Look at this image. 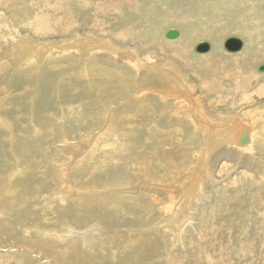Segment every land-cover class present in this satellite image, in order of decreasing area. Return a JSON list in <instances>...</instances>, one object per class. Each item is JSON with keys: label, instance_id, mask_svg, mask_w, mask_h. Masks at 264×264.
<instances>
[{"label": "rangeland", "instance_id": "rangeland-1", "mask_svg": "<svg viewBox=\"0 0 264 264\" xmlns=\"http://www.w3.org/2000/svg\"><path fill=\"white\" fill-rule=\"evenodd\" d=\"M93 1H67L76 16L71 19L67 11L64 17L74 18L80 27L66 36L58 28L61 14L50 18L44 9L48 2L55 5L59 0H0V17L10 24L0 26V207L14 210L11 217H4L12 218L14 231L0 238V264H52L55 252L64 251L67 243L46 249L40 245L37 229L60 234L73 229L77 238L89 241L78 254L93 264H209L206 259L210 257L215 260L212 264L222 263V257L227 264H258L260 259L264 264V120L244 117L242 112L257 108L264 112V97L244 102L240 93L247 91L239 92L238 84L224 74L233 70L238 55L243 57L238 65L244 77L264 63V0H133V6L124 4L118 14L96 16L95 6L105 1ZM38 14L46 15L42 21L52 24L42 34L52 35L41 37L33 32L31 23ZM239 16L244 17V25L237 20ZM256 17L259 21L253 25ZM97 21L101 24L96 32ZM130 26L139 39L116 42L111 31ZM172 29L181 34L168 40L166 33ZM74 36L94 43L100 40L101 45L110 40L117 55L101 51L83 57L75 53L78 42L63 46ZM229 37L244 42L240 52L224 50ZM182 38L186 40L183 47L168 45ZM203 41L211 44V50L195 53L194 47ZM133 52L140 60L152 57L158 71L166 70L178 79L179 90L169 89L170 75L152 74L149 66L136 71ZM128 53L131 59L127 60ZM216 53L227 63L225 71L211 62H200ZM208 63L215 73L212 78L207 77ZM101 67L116 72L118 79L107 80ZM202 77L209 79L207 85L221 84L227 90L208 93L202 88L206 86ZM246 86L243 83L240 89ZM184 108L195 111L181 113ZM110 118L114 123L107 130ZM238 118L246 119L241 123L250 124L254 131L255 153L247 145L237 150L224 144L241 132ZM96 137L99 142L107 139L93 148L86 139ZM61 169L72 172L71 184H66L67 173L58 176ZM121 196L135 203L114 208L112 202L99 201L104 197L118 201ZM81 199L84 204L91 201V206L79 209ZM172 202L177 207L172 221L179 219L167 232L164 225L170 217L165 218V211ZM188 209L192 218L187 219ZM180 212L183 215L177 216ZM25 229H31L33 236L25 237ZM95 234L102 242L95 240ZM111 235L118 242L110 244ZM133 237L147 240L126 248ZM70 259L77 258L72 255Z\"/></svg>", "mask_w": 264, "mask_h": 264}, {"label": "bare ground", "instance_id": "bare-ground-1", "mask_svg": "<svg viewBox=\"0 0 264 264\" xmlns=\"http://www.w3.org/2000/svg\"><path fill=\"white\" fill-rule=\"evenodd\" d=\"M58 1V0H57ZM60 2L59 3H55V5H51V4H49V2L45 5V7H44V9H45V11H46V13L50 16V18H52L54 15H53V13L55 14V13H57V14H61V19H62V21L61 22H58V25H59V27L58 28H60V29H62L63 31V33L67 36V35H69L72 31H74L75 30V27H80V24H78V22L76 21V20H74V18H73V20H69V17H64V13L65 14H67L68 12H69V14L71 15V19H72V17L75 15V13H72V8H70L69 6H71V5H68V3H67V1L68 0H59ZM105 2L103 3L102 2V4H100L98 7L97 6H95V9H96V11H95V16L96 15H102V14H108V13H112V12H115V13H120L121 11H122V6L125 4H127L129 7H131V6H133V5H131V3L133 2V0L131 1V0H104ZM119 1V2H118ZM258 0H256V2H257ZM94 1L92 0V3H93ZM243 2V1H242ZM242 2H241V4H242ZM67 4V6H65ZM86 5H89L87 2L85 3ZM256 4V3H255ZM137 5V4H136ZM243 5V4H242ZM263 5H264V2H263ZM5 6V5H4ZM35 7V6H34ZM38 7V6H37ZM2 8V7H1ZM36 8V7H35ZM3 9V8H2ZM138 9V8H137ZM35 10V9H34ZM1 11V10H0ZM68 11V12H67ZM36 12V11H35ZM67 12V13H66ZM113 14V13H112ZM239 14V13H238ZM35 15V14H34ZM17 15H13V18H15ZM57 16V15H56ZM76 16V15H75ZM2 19H1V17H0V26H10V24H8V22L6 21V19H4V16L2 15ZM46 17V15H44V14H38V15H36L35 16V18H34V23L32 22L31 24L33 25V32H35V34H39L41 37H48L47 35H52L51 34V32H50V34H42V32H44V31H47L48 32V30H49V26H52V24L51 25H49L48 24V22L47 23H45V22H43L42 21V19L43 18H45ZM116 17V16H115ZM19 17L17 16V19H18ZM27 18V17H26ZM90 18V17H89ZM111 18V17H110ZM142 18H143V16H142ZM141 18V19H142ZM144 18H146V17H144ZM16 19V18H15ZM16 19V20H17ZM56 19V18H55ZM256 19L257 20H255L254 22H253V25L255 24V23H257L259 20H258V17H256ZM238 21H240V25H244L243 24V21H244V17H241V16H239V19H237ZM28 22V21H27ZM50 22V21H49ZM53 23V22H52ZM104 23V22H103ZM110 23V22H109ZM140 23V22H139ZM14 24V23H13ZM30 24V25H31ZM100 24H101V22L100 21H97L96 22V27L97 28H95V31L97 32V30L99 29V27H100ZM251 24V23H250ZM249 24V25H250ZM54 25L55 26H58L57 25V23H54ZM85 25H87V24H85ZM92 25H93V23H92ZM21 27V26H20ZM26 27H28V26H26ZM106 27V26H105ZM252 27V26H251ZM14 28V27H13ZM55 28V27H54ZM5 29V28H4ZM19 29V28H18ZM130 29H131V26H130V28L129 29H127V30H124V31H121V32H112L111 31V35H113V38H114V40L117 42V41H123V42H126V41H131V42H134V41H136V39H139V34L138 33H135V35H132V33L130 32ZM9 30V29H8ZM7 31V30H6ZM16 31V30H15ZM15 31H14V33H13V35L15 34ZM38 31V32H37ZM41 31V33H39ZM53 31V30H52ZM256 31V30H255ZM1 32V31H0ZM12 32V31H11ZM19 32V31H18ZM54 32V31H53ZM61 32V33H62ZM252 32H253V29H251V32H247L246 31V33H245V37L246 38H249L250 36L249 35H251L252 34ZM55 33V32H54ZM59 33V32H58ZM94 33V32H93ZM101 33V32H100ZM4 34V33H3ZM12 34V33H11ZM33 34V33H32ZM181 34V33H180ZM12 35V36H13ZM259 35H262V34H259ZM15 36H18V35H15ZM54 36V35H53ZM61 36V35H60ZM102 36V35H101ZM20 37V36H19ZM104 37V36H103ZM6 38V37H5ZM26 38V37H25ZM6 40V39H5ZM181 41H177V42H179V43H176L175 41L174 42H172V43H170L168 40V42H169V44L168 45H171V48H173L174 46H175V48H178V47H183L184 46V42H186V40L184 39V38H182V39H180ZM20 41V40H19ZM18 41V42H19ZM66 41H69V42H66V43H63V46L64 45H66V44H69L70 42H78L79 44L77 45V46H75V49L76 50H78L77 52H75V53H79V54H81L83 57H85L87 54L89 55V54H93V56L95 55V54H98L99 52H108L109 53V51L110 52H113V54H114V57H116V55H117V52L118 51H115L114 49V46L110 43V40H107V42L105 43V44H103V45H101V43H100V40H99V42L98 43H94V42H92V40L90 39V38H88V39H84V38H81V37H77V36H74L73 38H71V39H67ZM105 41V40H104ZM166 41V40H165ZM164 41V42H165ZM9 42V41H8ZM33 42V41H32ZM35 42V41H34ZM206 42V41H205ZM20 43V42H19ZM21 43H23V42H21ZM20 43V44H21ZM58 43V42H57ZM209 43V42H208ZM31 44V43H30ZM23 45H24V43H23ZM28 45H29V43H28ZM27 45V46H28ZM34 45V44H33ZM40 45H42V43L40 44ZM71 45V44H70ZM101 45V46H100ZM211 45V44H210ZM25 46V45H24ZM23 46V47H24ZM43 46V45H42ZM52 46V45H51ZM54 46H55V43H54ZM113 46V47H112ZM38 47V46H37ZM45 47V46H44ZM111 47L112 48H114V49H111ZM118 47V46H117ZM42 48V47H41ZM21 50L20 48H18V47H16V50ZM26 48H24V50H25ZM27 49H28V47H27ZM33 49H34V47H33ZM44 50H46V48H43ZM50 49V48H49ZM184 49V48H183ZM15 50V51H16ZM42 50V49H41ZM44 50H42V51H40V52H43ZM188 50V49H187ZM14 51V52H15ZM47 51V50H46ZM48 51H50V50H48ZM126 52H128V51H126ZM130 52H131V50H130ZM160 52H162V53H164L162 50L160 51ZM21 53H22V51H21ZM39 53V52H38ZM38 53H37V55H38ZM46 53V52H45ZM132 53V52H131ZM176 53V52H175ZM238 53V52H237ZM16 54V53H15ZM15 54H13V55H15ZM50 54V53H49ZM234 54V53H233ZM20 55V54H19ZM18 55V56H19ZM63 55L64 54H62V58H63ZM133 55L135 56V59H136V61L134 60L133 62V66H134V69L136 70V71H139V70H144V69H147L148 68V66H149V69L148 70H150L151 72H152V74H157V75H165V76H167V75H170V77H168L167 79H168V81L170 82V86H169V89L172 91V92H175V91H178L179 90V88H180V85H181V83H179V81H178V79L176 80L174 77H173V75L172 74H168L167 73V71L166 70H163L162 69V71H158V69H157V65H156V62H155V60L152 58V57H150L149 59H147L146 60V57L145 58H141V60L138 58V56L133 52ZM263 56H264V54H262ZM16 56H17V54H16ZM24 56V55H23ZM39 56V55H38ZM42 56H44V57H46V55H40V57L42 58ZM126 56H127V60H128V58H129V56H130V53H128V55L126 54ZM173 57H175V56H177L176 54H174V55H172ZM28 57V56H27ZM31 57V56H30ZM58 57H60V56H58ZM91 57H92V55H91ZM17 58V57H16ZM21 58V57H20ZM26 58V57H25ZM37 58H39V57H37ZM243 57H242V55H238V56H236V57H234V59H233V64H234V68H233V70H226L225 71V69H226V67H227V63L226 62H224L223 60H221V59H219L218 58V54L216 53V54H213V55H208V56H204L203 58H202V60L200 61V62H211L212 64H216V65H218L219 67H220V70H223V71H225L224 72V74H225V77H227V78H229V76L230 77H232V79L234 80V82L236 83V85L238 84V88H239V92H241L242 90H244V91H247V94L246 93H240L243 97V100H244V102H246V103H248V101L249 102H252L253 101V96H258V97H264V77H259L258 76V74H260V73H258L257 72V70H254L253 72H249V74L248 75H246L245 77L243 76V72H242V68L243 67H239V63L241 62V61H243V59H242ZM29 59V58H28ZM66 59H68V58H65V60ZM129 59H131V57L129 58ZM134 59V58H133ZM36 60H38V59H36ZM39 60H41L40 58H39ZM38 60V63L40 62ZM42 60H43V58H42ZM85 60H87L86 58H84L83 59V61H85ZM94 60H95V58H94ZM214 60H215V62H214ZM131 61V60H130ZM141 61V62H140ZM132 62V61H131ZM247 62V61H246ZM207 65V70H208V76L207 77H210V78H212V77H214V75H215V73H214V71L213 70H211L210 68H211V64H206ZM93 67V66H92ZM91 67V68H92ZM89 68V67H88ZM191 68H192V66H191ZM56 69H57V67H56ZM96 69V68H95ZM101 71H105L106 73H107V77H105L107 80H109L110 78H112L113 79V77L114 78H117L118 76L116 75V72H114L113 70H109V69H107V68H99ZM146 71V70H145ZM171 71V70H170ZM252 71V70H251ZM202 72L203 71H200V74L201 75H205L204 73L202 74ZM207 72V71H206ZM230 72V73H229ZM93 73H95L94 75H96V71H94V72H92V75H93ZM136 73V72H135ZM140 72H138V74H139ZM151 74V75H152ZM80 75H83V71H81L80 72ZM85 75V74H84ZM199 75V74H198ZM144 78H145V76H143ZM143 77H141L142 78V80L144 79ZM149 77V76H148ZM157 77H160V76H157ZM156 77V78H157ZM200 77V76H199ZM207 77H202V79H203V83L202 84H204V85H206V86H202V88L204 87V88H206V91L208 92V93H210V94H217L218 92H222V91H224L226 88H224V86H222L221 84H219V85H207V83H208V78ZM217 77V76H216ZM93 78V77H92ZM121 78V77H120ZM119 78V79H120ZM139 78V77H138ZM156 78H155V80H156ZM95 79H96V77H95ZM118 79V78H117ZM148 79V78H147ZM149 79H150V77H149ZM148 79V80H149ZM197 79H199V78H197ZM150 80H152V79H150ZM259 80V81H258ZM119 81V80H118ZM121 81V80H120ZM144 81H145V79H144ZM157 81H159V80H157ZM104 82V81H103ZM108 82V81H107ZM146 82V81H145ZM153 82V81H152ZM181 82V81H180ZM148 83V82H147ZM149 83H151V82H149ZM148 83V84H149ZM167 83V82H166ZM210 83V82H209ZM243 83H247V86H246V88L245 89H240V86L243 84ZM253 83H256L255 85H253ZM116 84V83H115ZM146 84V83H145ZM144 84H142V86H143ZM155 85V84H154ZM185 85V84H184ZM111 86V85H110ZM118 86L119 85H117L116 87L118 88ZM104 87H106V86H104ZM139 88H140V86H139ZM99 89H101V88H99ZM148 89V88H147ZM155 89V88H154ZM158 89V88H157ZM194 89V88H193ZM103 90V89H102ZM140 90H141V88H140ZM182 90V92L183 91H185V89L183 88V89H181ZM227 90V89H226ZM143 91H144V89H143ZM205 91V90H204ZM139 94V93H138ZM140 94H141V92H140ZM140 94H139V96H140ZM142 94H143V92H142ZM173 94V93H172ZM184 94H186V93H184ZM220 94H222V93H220ZM103 95V94H102ZM145 95V94H144ZM143 95V96H144ZM170 95V94H169ZM142 96V95H141ZM167 97V96H166ZM249 97V98H248ZM165 98V97H164ZM228 98H230V97H228ZM139 99V98H138ZM177 99V98H176ZM175 99V100H176ZM217 102V101H216ZM223 103V101H219L218 102V104H222ZM225 103V102H224ZM257 104V103H256ZM255 105V104H254ZM215 107V106H214ZM245 108V107H244ZM141 109V108H140ZM196 109V108H195ZM215 109H217V108H215ZM146 109H142V112H144ZM190 111V112H189ZM192 111H195V110H192ZM191 110H189V108H184V109H181V113L183 112V113H191L192 112ZM196 111H198V110H196ZM140 112V111H139ZM179 112V111H178ZM242 112H243V116L245 117V115L247 114V116L250 118L251 117V115H255L254 116V118L256 117V118H259L260 120H264V112H262V109H260V108H257V109H253V110H250L249 112H247V110L245 109H243L242 110ZM198 113V112H197ZM125 114V113H124ZM144 115V114H143ZM141 116V115H140ZM203 116V115H202ZM220 116V115H219ZM224 116H226L225 115V113H224ZM128 117V116H127ZM202 118V117H201ZM222 119V118H221ZM224 119H225V117H224ZM239 119V121H240V123L238 124V126H239V129H240V133L238 134V135H236V136H231L230 138H228V139H226V142L224 143L225 145L226 144H230V145H232V146H234L237 150L238 149H244L245 148V145H243V146H241V145H239L238 144V140H239V138H240V136H241V133H242V131L244 130V129H246L247 130V132H248V135H249V138H250V140H249V142H248V144H246L247 146V148L246 149H251L252 148V153H255V150L253 149V147H254V142H255V137H254V135H253V132H252V130H251V128H250V124H244V123H241V122H246V119L245 118H243V119H245V120H241L240 118H238ZM110 121L108 122L107 120H106V122H108L107 123V126H106V129L108 130L109 129V126L111 125V124H113L114 122H112L113 120H111V118L109 119ZM223 120V119H222ZM122 121V120H121ZM219 122V121H218ZM221 122V121H220ZM216 123V122H215ZM223 123V122H222ZM212 125H214V126H216L215 124H213V123H211ZM221 124V123H220ZM226 124V123H225ZM227 125V124H226ZM225 125V126H226ZM220 126H224V123L223 124H221ZM216 127H219V126H216ZM114 129V128H113ZM112 129V130H113ZM203 129V128H202ZM206 129V128H205ZM110 130V129H109ZM110 132V131H109ZM118 132V131H117ZM215 132H216V130H215ZM234 132V131H233ZM232 133V132H231ZM91 134V133H90ZM110 134V133H109ZM213 134V133H212ZM124 135V134H123ZM90 136V135H89ZM99 136V135H98ZM159 136V135H158ZM215 136H217V135H215ZM230 136V135H229ZM206 137V136H205ZM208 137V136H207ZM104 138V137H103ZM112 138V137H111ZM118 138V137H117ZM232 138V139H231ZM105 139H107V138H105ZM105 139H102V140H100V142H104V141H106ZM211 139V138H210ZM209 139V140H210ZM219 139V138H218ZM217 139V140H218ZM87 141H89V143H91L92 145V147L94 148L98 143H100L99 142V137H96V138H87L86 139ZM85 140V141H86ZM215 140V139H214ZM81 141H82V138H81ZM108 141V140H107ZM83 142V141H82ZM88 143V144H89ZM106 143V142H105ZM65 144V143H64ZM82 144V143H81ZM83 144H85V143H83ZM117 144V143H116ZM204 144V143H203ZM206 144H207V142H206ZM209 144H211V143H209ZM90 145V144H89ZM109 146H114V145H109ZM206 146V145H205ZM210 146V145H209ZM215 146H216V144H215ZM220 147H222V146H220ZM68 148V147H67ZM98 148V147H97ZM102 148V147H101ZM100 148V149H101ZM104 148V147H103ZM113 148V147H112ZM132 147H130V149H131ZM70 149V148H69ZM116 149V148H115ZM203 149V148H202ZM108 150V149H107ZM114 150V149H113ZM129 150V149H128ZM70 151V150H69ZM96 151V150H95ZM103 152H104V149L102 150ZM102 152V153H103ZM106 152V151H105ZM75 153V152H74ZM108 153V152H107ZM106 153V154H107ZM77 154V153H76ZM96 154V153H95ZM104 154V153H103ZM58 157V156H57ZM82 157V156H81ZM107 157V156H106ZM75 159V158H74ZM73 159V160H74ZM84 159H86V158H84ZM114 160V159H113ZM146 160V159H145ZM70 161H72V160H70ZM73 163H74V161H72ZM56 163V162H55ZM84 164V163H83ZM64 165V164H63ZM85 165V164H84ZM57 166V165H56ZM60 166H62V165H60ZM76 166V165H75ZM66 167V166H65ZM86 167V166H85ZM89 167V166H88ZM92 167V166H91ZM61 168V167H60ZM59 168V169H60ZM72 168H74V165H72ZM228 168V167H227ZM65 169V168H64ZM64 169H61L60 171L61 172H63V173H61V172H59V175L58 176H65L66 175V173H67V183H66V181L64 182V183H66V184H71L70 183V175L72 174V172H67L66 170H64ZM70 169V171H71V168H69ZM90 171V170H89ZM75 172H77L76 170H75ZM12 173V172H11ZM136 175V174H135ZM59 179H60V177H59ZM139 180V179H138ZM77 182V181H76ZM190 182V181H189ZM234 183H237V181H234ZM75 184V183H74ZM185 184V183H184ZM63 185H65V184H63ZM114 185V184H113ZM1 186V185H0ZM70 186V185H69ZM71 186H73V185H71ZM116 186V185H115ZM186 186V185H185ZM12 187V186H11ZM62 188V187H61ZM64 188V187H63ZM62 188V189H63ZM72 188V187H71ZM8 189V188H7ZM11 189V188H10ZM73 189V188H72ZM108 189V188H107ZM5 190V189H4ZM65 190V189H64ZM69 190V189H68ZM172 190H174V189H171L170 191H172ZM188 190H189V188H188ZM187 190V191H188ZM62 191V190H61ZM149 191V190H148ZM190 191H191V189H190ZM189 191V192H190ZM58 192V191H57ZM68 192V191H67ZM174 192V191H173ZM178 192V191H177ZM192 192V191H191ZM195 192V191H194ZM62 193V192H61ZM180 193H181V191H180ZM64 194V193H63ZM63 194H61V195H63ZM184 194V193H183ZM189 194V193H188ZM192 195V194H191ZM190 195V196H191ZM194 195V194H193ZM186 197V196H185ZM90 198V197H89ZM192 198V197H191ZM118 199V201H116V200H112V199H110V198H100L99 199V201H102L103 203H105L104 201H108V202H112V203H114L113 205H111V206H113L114 208L115 207H117L116 206V204H120V203H135L134 201L135 200H133V199H131V198H129V197H123V196H121V197H118L117 198ZM172 199V198H171ZM195 199V198H194ZM90 200V199H89ZM5 201H7V199L5 200ZM82 201H84V199H81V200H79V204H81V205H79L78 206V208L79 209H81V208H83V207H85V205H87V206H91V201H89V202H85V204L84 203H82ZM62 203H63V201H61ZM6 203V202H5ZM61 203V204H62ZM95 203H96V201H95ZM173 203L174 202H172L170 205H168L167 207H166V211L165 212H167V213H165V218H167V217H170V219H167L168 221H167V224H165L164 225V229L167 231V232H169L170 231V227L179 219V218H177L175 221H172V218H171V215L174 213L173 211V209H174V207L175 208H177L176 207V205H173ZM264 203V202H263ZM1 205V204H0ZM14 205L16 206V204L14 203ZM95 205V204H94ZM121 205V204H120ZM136 206H137V204H136ZM184 206V205H183ZM101 207H103V206H101ZM109 208V207H108ZM133 208V207H132ZM187 208V207H186ZM51 209H52V207H51ZM118 209H119V207H118ZM180 209H181V207H180ZM108 210V209H107ZM115 210V209H114ZM113 210V211H114ZM183 210V209H182ZM176 211V210H175ZM187 211V213L185 214V216H186V218L188 219V218H192V216H191V210H186ZM10 212H13L14 213V210L12 209V208H10V209H8L7 210V208H4V207H0V238L2 237V235L6 232V231H14V230H12L11 229V224L12 223H10V222H12V218L11 219H7V218H4L5 216H10L11 217V215L13 214V213H11L10 214ZM38 212V211H37ZM182 212V211H181ZM180 212V214L178 215L177 214V216H180L182 213ZM154 213H157V212H154ZM38 215V214H37ZM183 215V214H182ZM39 216V215H38ZM41 216H43V214L41 215ZM40 216V217H41ZM47 216V215H46ZM125 217V216H124ZM133 217V216H132ZM139 217H141V216H139ZM166 221V220H165ZM191 221V220H190ZM47 222V221H46ZM161 222V221H160ZM177 226V225H176ZM35 227H38V226H35ZM173 227V226H172ZM27 228V227H26ZM66 228V227H65ZM18 229V228H17ZM36 229V228H35ZM69 229V228H68ZM29 230H31V229H29ZM28 229H25V237L26 236H33V234L29 231ZM35 232H37V237L41 240V246L42 247H44V248H46V249H49V250H55L56 248H58V247H60V246H58L60 243H62V244H66L67 243V247H65L64 246V251H56L55 252V256H54V259L52 260L53 262H52V264H93V262L92 261H90L89 259H87V257L86 256H84V255H82V254H78L81 250L83 251V249H84V246H83V244L84 245H86L87 246V242H89V241H85L84 239H79V238H77L76 237V235H75V233H74V230L72 229V230H63V233H57L56 231H50V232H47V233H45V232H42L41 231V229H37V231H35ZM172 232V231H171ZM174 233V232H173ZM169 234V233H168ZM172 234V233H171ZM67 235L68 236H70V238L69 237H67ZM117 235V234H116ZM175 235V234H174ZM177 235V234H176ZM202 235V234H201ZM226 235V234H225ZM98 236H99V234H98ZM83 237V236H82ZM136 237V236H135ZM177 237V236H176ZM187 237V236H186ZM210 237V236H209ZM214 237V236H213ZM212 237V238H213ZM218 237V236H217ZM94 238H95V240L99 243V241H101L102 242V240L103 239H98L97 238V235L95 234L94 235ZM149 238V237H148ZM115 240L117 241L118 240V238H116L115 237V235H111L110 237H109V242H111L110 244H112L113 242H115ZM121 240V239H120ZM145 240H147V239H145V238H132L130 241H128L129 242V244L127 245V247L126 248H128L129 246H132V245H134V244H137L138 243V241H145ZM165 240V239H164ZM174 240H175V238H174ZM203 240V239H202ZM224 240V239H223ZM177 241H179V242H181V240L180 239H177ZM83 242V243H82ZM108 242V243H109ZM118 242V241H117ZM173 242H176V241H173ZM94 244H95V242H93ZM161 243V242H160ZM183 243V242H182ZM202 243V242H201ZM205 243V242H204ZM206 244V243H205ZM175 245V244H174ZM183 245V244H182ZM209 245V244H208ZM220 245V244H219ZM175 247V246H174ZM178 247V246H177ZM152 248H154V249H156V246H154V247H152ZM215 248V247H214ZM213 249V248H212ZM209 250V249H208ZM212 251V250H211ZM219 251V250H218ZM203 252V251H202ZM85 253V252H84ZM88 253V252H87ZM86 253V254H87ZM169 253V252H168ZM230 253V252H229ZM101 254H103V253H101ZM208 254V253H207ZM222 254L224 255V256H226L225 254H224V251H222ZM75 256L77 259H75V260H71L70 259V256ZM210 255V254H209ZM218 255V254H217ZM90 256H92V254L90 255ZM151 256V255H150ZM149 256V257H150ZM152 256H153V253H152ZM178 256V255H177ZM212 256V255H211ZM245 256H247V255H245ZM97 257V256H96ZM213 257V256H212ZM223 259H224V261L222 262V263H220L219 262V264H227V262H229L227 259H225L224 257H222ZM259 258V257H258ZM93 259V258H92ZM182 259V258H181ZM195 259V258H194ZM255 259V258H254ZM93 260H95V259H93ZM183 260V259H182ZM204 260V259H203ZM208 262H209V264H212V263H215V260H214V258H207L206 259ZM250 260V259H249ZM253 260V259H252ZM261 260V259H260ZM260 260H258V264H260L259 263V261ZM126 262L127 261V259H123V261L122 262ZM184 261V260H183ZM251 261V260H250ZM254 261H256V259L254 260ZM253 261V262H254ZM95 262H96V260H95ZM99 263V262H98ZM262 263V262H261ZM264 263V262H263ZM29 264H32V261H29ZM97 264V263H96ZM124 264V263H123ZM251 264V263H250ZM253 264V263H252Z\"/></svg>", "mask_w": 264, "mask_h": 264}, {"label": "water", "instance_id": "water-1", "mask_svg": "<svg viewBox=\"0 0 264 264\" xmlns=\"http://www.w3.org/2000/svg\"><path fill=\"white\" fill-rule=\"evenodd\" d=\"M180 36V33L177 30H169L166 33V38L168 40H175ZM224 50L227 53H237L240 52L243 49L244 46V42L242 40H240L239 38L236 37H229L225 40L224 42ZM211 50V45L208 42H200L198 43L195 47H194V52L197 54H204V53H208ZM257 72L260 74L264 73V63L259 64L257 66ZM250 138L248 135V132L246 129H244L241 133V136L238 140V144L243 146L248 144Z\"/></svg>", "mask_w": 264, "mask_h": 264}]
</instances>
